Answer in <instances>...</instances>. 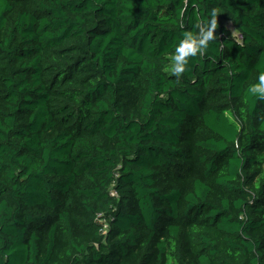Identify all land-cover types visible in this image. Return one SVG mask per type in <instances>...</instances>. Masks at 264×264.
Wrapping results in <instances>:
<instances>
[{
	"label": "trees",
	"instance_id": "16d2710c",
	"mask_svg": "<svg viewBox=\"0 0 264 264\" xmlns=\"http://www.w3.org/2000/svg\"><path fill=\"white\" fill-rule=\"evenodd\" d=\"M262 74L264 0H0V264H264Z\"/></svg>",
	"mask_w": 264,
	"mask_h": 264
},
{
	"label": "clouds",
	"instance_id": "9594fccd",
	"mask_svg": "<svg viewBox=\"0 0 264 264\" xmlns=\"http://www.w3.org/2000/svg\"><path fill=\"white\" fill-rule=\"evenodd\" d=\"M216 13H213V17ZM216 28L215 18L212 20L210 27L207 30H202L198 39L186 38L182 40L176 48V54L174 56L173 72L179 76L183 73V63L185 57L189 55H196L197 50L203 46L207 47L208 42L214 39V30ZM248 92L264 99V74L259 77V82L249 87Z\"/></svg>",
	"mask_w": 264,
	"mask_h": 264
},
{
	"label": "rangeland",
	"instance_id": "374dc122",
	"mask_svg": "<svg viewBox=\"0 0 264 264\" xmlns=\"http://www.w3.org/2000/svg\"><path fill=\"white\" fill-rule=\"evenodd\" d=\"M226 26L233 32L234 35L236 34L235 30L233 29V26L230 23H226Z\"/></svg>",
	"mask_w": 264,
	"mask_h": 264
}]
</instances>
